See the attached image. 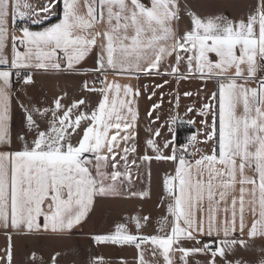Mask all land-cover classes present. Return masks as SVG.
<instances>
[{
  "label": "snow or ice",
  "instance_id": "snow-or-ice-1",
  "mask_svg": "<svg viewBox=\"0 0 264 264\" xmlns=\"http://www.w3.org/2000/svg\"><path fill=\"white\" fill-rule=\"evenodd\" d=\"M52 73L83 77L80 95L42 102L36 76ZM193 79L215 82L186 106L198 127L181 142L172 126L197 119L171 115L141 150V97L155 124L165 86L178 109L203 90L181 94ZM154 160L173 165L156 225L130 215L91 243L131 247L135 264H264V0L239 16L193 0H0V264H114L38 242L71 238L103 199H150ZM17 239L37 243L18 259Z\"/></svg>",
  "mask_w": 264,
  "mask_h": 264
},
{
  "label": "crops",
  "instance_id": "crops-1",
  "mask_svg": "<svg viewBox=\"0 0 264 264\" xmlns=\"http://www.w3.org/2000/svg\"><path fill=\"white\" fill-rule=\"evenodd\" d=\"M38 2L42 0H37ZM29 2H34L31 0ZM37 3V2H34ZM194 4L200 6L201 11L210 12L213 10V7L218 8L220 11L226 12L231 16H239L242 14H246L248 11L251 0H193ZM40 4V3H38ZM187 23V21H184ZM184 24H181L182 28ZM92 61H88V66H91ZM83 77L71 75V74H59L52 73L47 75H39L36 76V84L32 89L34 95L39 96L40 100L43 102L44 100L50 101L51 98L57 94L62 93L63 91H68L70 94L76 93L78 96L79 92V84ZM111 79V77H109ZM123 82V81H122ZM134 85L136 84H148L151 86L153 83H162L163 81L160 78L150 79V78H142L139 82L133 80L131 81ZM181 94L184 91H192L194 94L197 90L203 89L200 92L199 96L194 95L191 98H185L181 95L180 106L177 109L175 107V101L170 92H174L176 89V84L174 82L165 86L162 90L164 92V100L159 109V115L161 119L157 121L155 124H150L149 118H147L146 113L150 108L151 103L147 100L146 96L141 97L139 102L140 109V121H139V144L141 150L143 149L144 140L147 136L146 129L151 126L155 128L160 124H164L169 120L171 115H179V117L184 120L195 118L197 119V125L191 126L193 131L196 127H198V117H194L192 114L189 116H185L186 106L191 105L194 101L199 102L201 97L206 94H210L213 90H215V82L208 81L204 82L201 80L193 79L188 82H182L179 86ZM159 95V90H158ZM158 97H154L153 101L157 100ZM97 97L93 96L90 98V102L95 101ZM171 101V103H170ZM157 113L153 114V119ZM19 115L17 114L16 120L19 121ZM182 123H177L173 125L174 131L177 134V130L179 125ZM186 124V123H185ZM190 127V126H189ZM163 132L164 138L171 139V135L168 133L167 128L161 129ZM185 138L183 139V141ZM182 141V142H183ZM151 154V153H150ZM173 171V165L171 162L165 161H152L151 163V198L145 199L144 201L138 199H120V198H106L99 201L95 207V211L90 214V219L83 225L82 228H77L75 230V235L71 238L64 241H39V245L43 248H47L50 244H55L56 246L62 247L64 252L67 254L69 252L72 253L69 256L70 260L73 261H81L86 260L89 254L93 252H97L99 254L105 255L107 259L114 261V264H119L121 258H125L128 260L129 264H135L134 262V249L131 247H118V246H110L103 247L97 246L90 242L91 234L102 232L107 228H114V222H120L130 215L136 214H151L153 217V226L156 225L157 220L163 214V209L158 207V200L162 194V180L165 173H171ZM147 184V181L144 182ZM139 188L140 185H137ZM130 227H134L133 225H129ZM147 231L151 232L152 228H148ZM4 237L0 236V249L4 246ZM37 242L32 239L16 240L18 259L22 258L24 252L27 248H31L35 246Z\"/></svg>",
  "mask_w": 264,
  "mask_h": 264
},
{
  "label": "trees",
  "instance_id": "trees-1",
  "mask_svg": "<svg viewBox=\"0 0 264 264\" xmlns=\"http://www.w3.org/2000/svg\"><path fill=\"white\" fill-rule=\"evenodd\" d=\"M190 131H193V129L189 127L187 124L185 123L180 124L177 130V139L182 142L184 138L190 135Z\"/></svg>",
  "mask_w": 264,
  "mask_h": 264
},
{
  "label": "rangeland",
  "instance_id": "rangeland-1",
  "mask_svg": "<svg viewBox=\"0 0 264 264\" xmlns=\"http://www.w3.org/2000/svg\"><path fill=\"white\" fill-rule=\"evenodd\" d=\"M29 1H31V0H29ZM34 2H37V3H34ZM34 2H32V4H34V5H40L42 3V1L38 2L37 0H34ZM38 3H40V4H38Z\"/></svg>",
  "mask_w": 264,
  "mask_h": 264
}]
</instances>
